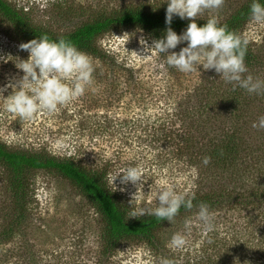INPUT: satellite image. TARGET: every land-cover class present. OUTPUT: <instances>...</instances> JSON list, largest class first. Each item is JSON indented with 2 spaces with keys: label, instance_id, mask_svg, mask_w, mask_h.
Returning <instances> with one entry per match:
<instances>
[{
  "label": "rangeland",
  "instance_id": "obj_1",
  "mask_svg": "<svg viewBox=\"0 0 264 264\" xmlns=\"http://www.w3.org/2000/svg\"><path fill=\"white\" fill-rule=\"evenodd\" d=\"M5 1L33 26L56 36L101 15L167 8L166 0ZM249 1L223 0L219 9L204 10L196 20L207 21L215 15L223 23ZM242 38L264 61V24L249 22ZM141 40L151 46L155 39L139 28L112 30L98 38L97 47L106 60L89 55L97 90L87 91L52 114L37 112L31 120L21 121L4 110L0 97V143L12 152L47 153L103 172L109 191L128 212L136 193L133 206L155 207L154 192L161 183L193 196L228 186L227 193L233 199L222 200L210 209L211 229L196 218L197 210L185 213L172 224L168 222L154 242H124L106 262L101 255L105 224L97 208L61 176L35 172L28 176L31 199L25 212L30 218L27 239L32 242L18 237L4 249L18 251L34 245L35 256L42 261L38 264H160L162 258L172 264H264V197L257 201L252 197V192L264 190V162L258 167H239L230 172L235 174L231 178L205 165L199 152L188 150L180 138L184 132L195 137L207 135V130L198 127L202 124L185 118L186 113L189 107L198 106L212 82L223 79L214 70L204 71L202 67L201 74L185 76L170 68L166 58L154 50L151 56H142L146 53ZM27 42L0 18V89H4V97L12 92L6 86L16 84L23 76L16 64L28 58V52L19 48ZM186 46L184 42L169 54ZM255 70L256 74L264 72ZM196 126L204 131L199 132ZM129 166L139 167L143 181L125 185L118 177L115 185L109 182L110 175ZM14 204L8 175L0 167V213L12 212ZM186 221L191 225L187 244L179 250L168 248L174 233L186 232Z\"/></svg>",
  "mask_w": 264,
  "mask_h": 264
},
{
  "label": "trees",
  "instance_id": "obj_2",
  "mask_svg": "<svg viewBox=\"0 0 264 264\" xmlns=\"http://www.w3.org/2000/svg\"><path fill=\"white\" fill-rule=\"evenodd\" d=\"M250 3L251 0L220 24L226 25L229 30L242 37L245 26L250 22L248 17ZM165 14L166 8L127 9L118 14L98 16L93 21L62 36L71 40L79 50L88 55L106 60L105 55L97 47L98 38L112 30L139 28L148 32L155 40L160 39L168 27L165 24ZM0 18L8 23L20 38L28 42L42 34H47L53 40L60 37L33 26L24 15L5 0H0ZM196 22L199 26L206 23L199 20ZM188 23L186 19L174 17L170 27L180 34ZM256 54L247 45L245 65L248 71L253 70L243 75H252L254 78L264 80V72L256 74L255 69L264 70V61ZM204 93V99L200 100L198 106L188 108L185 118L193 124H202L198 127L204 128L208 133L204 137H195L193 133L190 135L184 132L180 137L182 143L188 150H197L202 160L209 157L210 161L207 164L209 168L221 171L222 175L231 178L235 174L232 175L230 172H234L239 167L244 166V169L250 168V165L258 167L259 163L264 162V128H254L253 123H258L259 118L264 116V92L260 95L249 94L238 86L217 80L212 82ZM178 115L179 113L176 116ZM204 129H199V132H203ZM0 167L8 175L10 192L15 199V208L12 212L4 210L0 213V264L42 262L38 256H35L34 245H25L24 249L20 248L18 251L12 248L4 249L18 237L32 242L31 239H27L30 218L25 212L31 199L28 176L35 172L61 176L73 184L97 208L105 224L101 255L106 262L124 242L133 240L154 242L159 231L168 223V221H158L153 216L129 218L127 208L109 191L104 173L88 170L70 159L62 160L47 153L12 152L0 143ZM227 190H229L228 186H224L206 194L195 195L193 203L198 205L204 202L210 209H214L222 200L233 199ZM252 194L257 201L258 198L264 197V190ZM196 210V207L190 211L181 208L177 217ZM27 257L30 260H27ZM106 262L102 261L101 264Z\"/></svg>",
  "mask_w": 264,
  "mask_h": 264
},
{
  "label": "clouds",
  "instance_id": "obj_3",
  "mask_svg": "<svg viewBox=\"0 0 264 264\" xmlns=\"http://www.w3.org/2000/svg\"><path fill=\"white\" fill-rule=\"evenodd\" d=\"M165 3V24L168 27L163 37L152 41L151 46L144 40L140 41L145 45L146 54L142 56H151L154 50L166 58L170 68L185 76L201 74L202 67L204 71L214 70L226 84L238 86L249 94L260 95L264 92V80L243 75L247 72L245 56L248 41L229 30L226 25H221L215 15H211L202 26L196 22L204 10L219 9L223 0H166ZM174 17L189 21L180 34L170 27ZM248 17L252 23L264 24L262 0H251ZM184 42H187L186 47L169 54V50L176 49ZM19 48L28 52V58L16 64L23 76L16 84L6 86L12 88L7 97L3 96L4 89H0V97L4 110L21 121L31 120L37 112L52 114L87 91L97 90L93 87L94 67L91 57L66 37L60 36L53 40L47 34H42L37 39L20 44ZM253 127L264 128V116L259 118L258 123H253ZM209 161L210 158L205 157L203 163L207 165ZM118 177L120 183L125 185H136L143 181L141 170L136 166H129L114 176L110 175L109 182L115 185ZM136 194L130 202L131 211L127 213L129 218L153 216L158 221L172 224L181 208L190 211L196 207V218L206 228L212 227L213 214L208 204L201 202L194 205V196L187 191H177L163 183L157 184L154 192L155 207L133 206ZM184 227L186 232H176L171 236L166 245L168 248L179 250L187 244V230H190L191 225L186 221ZM160 264H172V261L162 258Z\"/></svg>",
  "mask_w": 264,
  "mask_h": 264
}]
</instances>
